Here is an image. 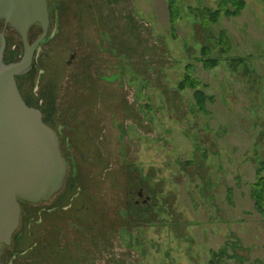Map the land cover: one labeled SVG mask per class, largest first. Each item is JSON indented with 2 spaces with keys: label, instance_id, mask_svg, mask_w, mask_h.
<instances>
[{
  "label": "rangeland",
  "instance_id": "rangeland-1",
  "mask_svg": "<svg viewBox=\"0 0 264 264\" xmlns=\"http://www.w3.org/2000/svg\"><path fill=\"white\" fill-rule=\"evenodd\" d=\"M244 2L226 15L221 0L174 11L169 0H48V34L18 82L68 172L50 199L21 200L2 264H264L251 195L264 163V0ZM4 33L5 59H20L21 35ZM186 73L204 110L179 86Z\"/></svg>",
  "mask_w": 264,
  "mask_h": 264
},
{
  "label": "water",
  "instance_id": "water-1",
  "mask_svg": "<svg viewBox=\"0 0 264 264\" xmlns=\"http://www.w3.org/2000/svg\"><path fill=\"white\" fill-rule=\"evenodd\" d=\"M0 18L21 35L23 54L6 61V36L0 31V257L10 245L21 220V200L50 199L63 185L68 163L58 133L43 119V111L29 104L16 76L28 72L35 51L50 25L48 0H0ZM35 23L41 33L29 40ZM1 264V260H0Z\"/></svg>",
  "mask_w": 264,
  "mask_h": 264
},
{
  "label": "trees",
  "instance_id": "trees-1",
  "mask_svg": "<svg viewBox=\"0 0 264 264\" xmlns=\"http://www.w3.org/2000/svg\"><path fill=\"white\" fill-rule=\"evenodd\" d=\"M174 2L175 0H169V8L170 9L173 8V11H174ZM228 2L233 3L232 8L227 6ZM221 4H222L221 9L219 8L218 10L224 11L226 15H230V14H237L240 11V9L244 6L245 2L244 0H221ZM5 60L12 61V60H7V59ZM216 63H217L216 59L211 60L210 58H207L205 60V64L208 66L215 65ZM198 84H199V80L197 81L196 77H194L190 73H186L183 79L179 81L180 87L184 88L186 86H190L195 89L194 96L197 99L198 106L201 110H204L206 108V93L201 88L198 87ZM23 97L25 98L24 95ZM25 100L29 104L34 105L30 103L26 98ZM263 170H264V163L261 166H259L258 169L256 170L257 178L254 182H252L251 195L255 201L256 208L261 213L264 214V173H262ZM2 255H3V252H2ZM1 257H0V260H1ZM1 264H2V261H1Z\"/></svg>",
  "mask_w": 264,
  "mask_h": 264
},
{
  "label": "flooded vegetation",
  "instance_id": "flooded-vegetation-1",
  "mask_svg": "<svg viewBox=\"0 0 264 264\" xmlns=\"http://www.w3.org/2000/svg\"><path fill=\"white\" fill-rule=\"evenodd\" d=\"M36 24H39V23H35V24H33L32 26H34V25H36ZM31 26V27H32ZM5 27L6 28H8V27H10V28H14L13 26H11L8 22H6V20L4 19V18H0V31H3L4 32V29H5ZM15 29V28H14ZM31 29V28H30ZM17 31V30H16ZM30 31V30H29ZM19 33V32H18ZM30 40V39H29ZM4 53H5V55H6V47H5V51H4ZM5 55H4V57H5ZM74 55V52L72 53V56ZM33 65H34V62H33ZM34 66H32V68H33ZM32 68L29 70V71H31L32 70ZM29 71L28 72H26V73H29ZM26 73H24V74H26ZM24 74H22V75H24ZM22 75H17L16 76V80H17V83H18V85H19V87H20V83L18 82V78H19V76H22ZM21 90V89H20ZM22 92V91H21ZM40 108V107H39ZM43 115H44V113H43ZM59 136V135H58ZM59 140H60V137H59ZM139 194L140 195H142L143 194V192L142 191H139ZM149 197H145V199H148ZM20 226V225H19ZM19 228V227H18ZM2 252H4V248H3V251Z\"/></svg>",
  "mask_w": 264,
  "mask_h": 264
},
{
  "label": "bare ground",
  "instance_id": "bare-ground-1",
  "mask_svg": "<svg viewBox=\"0 0 264 264\" xmlns=\"http://www.w3.org/2000/svg\"><path fill=\"white\" fill-rule=\"evenodd\" d=\"M24 74V73H23ZM20 75H22V74H20Z\"/></svg>",
  "mask_w": 264,
  "mask_h": 264
}]
</instances>
